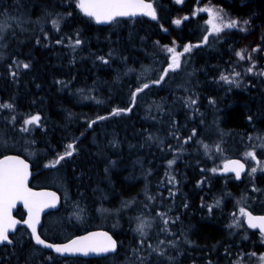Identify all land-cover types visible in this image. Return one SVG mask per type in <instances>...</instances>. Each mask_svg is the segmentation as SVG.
I'll return each mask as SVG.
<instances>
[{"label": "trees", "instance_id": "obj_1", "mask_svg": "<svg viewBox=\"0 0 264 264\" xmlns=\"http://www.w3.org/2000/svg\"><path fill=\"white\" fill-rule=\"evenodd\" d=\"M150 1L157 7L156 20L140 17L120 20L119 30L110 34L108 26H98L81 13L77 0H0V20L24 15L22 25L34 32V37L26 41L27 31L24 34L14 31V37L24 40L23 44L21 40H16L17 59L28 65L27 70L14 76L10 70H1L0 67V130L3 127L14 128L10 134H18L17 130L26 117L38 115L41 121L29 131L31 142L52 143L53 146H44L52 151L63 149L74 141L81 143L78 147L81 155L70 161L67 175L62 176L73 188L72 200L69 204H62L60 210L45 216V219L58 221V225L45 223L44 219L41 231L44 228L46 232L41 234L46 240L58 242L99 228L114 233L121 243L118 254L108 257L65 259L41 250L42 254L49 256L48 260H44L33 256L31 249L36 247L26 231L24 241L14 239L13 246L0 248V264H106L114 258L131 261L141 253L147 261L139 264H156L154 257L158 255V243L159 251H163L164 245L168 246L169 241L174 239L179 241V251L166 249L167 258L172 260L168 262L161 257L157 264H236L240 259L245 260L249 253L264 250V246H251L238 236L230 235L224 220L225 212L231 207L228 203L223 207V213L218 209L213 211L216 198L223 195L227 198L229 194H239L241 190L236 182L222 176L220 170L219 174L213 175L209 171L213 165L201 152L202 139L215 130L214 124L224 131L235 132H232L234 143L242 142L248 134L260 133L264 129V82L252 74L242 76L244 68H250L249 61L252 59L258 63L257 68L264 69V0H186L181 7L172 0ZM205 1L242 21L250 20L251 25L246 23L240 30L231 32L230 38L212 44L214 48L210 51L208 64L196 65L200 73L196 86L188 91V96L192 97L189 99L184 92L170 90L162 84L156 86L153 82L158 80V72L147 67L151 68L150 74L144 76L140 72L141 64L134 60L143 57V49L149 53L144 62L149 61L155 50L156 57L165 61L164 52H168V48L181 49L201 41L202 31L199 25L193 24V20L202 16L194 17L193 13L194 6ZM179 15L181 23L177 25L174 21ZM37 20L40 22L38 25ZM72 37L81 43L79 48L76 45L67 46L66 40ZM152 41H156L157 45ZM232 42L235 44L229 47ZM149 43L158 48L148 46ZM13 46L15 44L11 42L10 47ZM199 49L191 51L197 63L205 56L197 55ZM111 50H117L119 56H126L128 51L129 61L137 64L126 67L132 70L116 74V61L106 65L101 59ZM237 52L242 54L243 59L235 66L233 62L238 60L235 57ZM227 60L226 68H236L244 79L241 87L228 94L216 80L217 69L212 67H224ZM148 83L149 86L144 88ZM88 87L99 89L102 95L99 105L81 102L84 98L79 97L78 91L91 90ZM178 95L184 97L179 99ZM150 100L163 103V108H159L157 113L141 112L139 101L145 104ZM84 118L93 121L94 128L88 132L92 136L88 138L86 134L85 138L78 140V136H84L81 134L84 128L81 120ZM140 136L143 145L139 147ZM160 137L164 138L165 144L181 143L186 138L190 140L187 149L183 150L188 160L182 173L185 177L177 176L175 184L164 187L159 178L164 173L168 155L157 147ZM1 142L2 138L0 158L8 153L26 157L17 147L3 150ZM62 142L65 145L61 146ZM196 147L201 148L200 155L194 151ZM172 148L182 150L179 146ZM45 159V155L41 158L37 156L33 163L41 164ZM201 168L208 171L203 173L199 171ZM53 171L57 170L42 171L40 174L46 176ZM263 180L259 178L257 183L261 185ZM148 195L153 197L152 202L146 198ZM72 204L92 213L88 223L72 227L74 218L69 214ZM144 205L147 207L144 208ZM106 207H112L116 213L120 211L117 229L111 226ZM209 211L212 217L208 216ZM217 213L223 215L217 217ZM17 215H22L20 209ZM215 219L220 222H215ZM165 220L167 225L162 224ZM141 222H148L145 225L150 226L145 238L137 230ZM65 227L72 232L70 236L60 234ZM185 236L192 246L182 244L181 238ZM141 240L145 254L141 250Z\"/></svg>", "mask_w": 264, "mask_h": 264}, {"label": "rangeland", "instance_id": "obj_2", "mask_svg": "<svg viewBox=\"0 0 264 264\" xmlns=\"http://www.w3.org/2000/svg\"><path fill=\"white\" fill-rule=\"evenodd\" d=\"M172 1L175 5H177L178 7H181L186 0H180L179 3L177 2V0H172ZM201 8L209 9L212 12L213 18H212L211 24L212 25L215 24L216 27H220L221 31L216 32L213 30L212 34L209 36L207 40V43L203 46H200L197 48L190 46L189 52H185L183 55H180L181 58L179 59V67L175 68V70L169 69V64L171 63L173 53L170 54L168 52H164V54H166L165 61L164 60L162 61V58L160 59L156 57L157 55L155 54L156 50L154 51L153 56L149 59L148 62H144V59H146L145 56H147L149 53L143 49L141 50L143 53V57H138L137 59L134 60L138 63V65L141 64L140 72L142 75L144 76L149 75L150 74L149 70L151 68L155 69V71L158 72V75H159L158 80L153 82V83H156L155 84L156 86H160L162 84L165 87H168L170 90L181 91V92L186 93L187 97H189L188 91L190 89H193L196 86L197 75L200 73V72L198 73V69L196 68V65L197 64L198 65L208 64V59L210 57V51L214 48L212 44L216 42L219 43L218 40L223 42L226 40V38H230V33L236 30H240L244 26V24H246L245 21H247V24H248L247 26L251 25V22H249L250 20L242 21L238 18H235L229 13H227V11L223 9H219L217 6H214L209 1L201 2L199 6L194 9V13H193V15L195 14L196 16H199V15L202 16L200 19L193 20V24L199 25V28L202 31L201 41H198V43L203 42L204 36L209 30V22H208L207 15L199 13V9ZM23 16H17L15 19H10V18L7 19L5 17V19L0 20V67H2L1 70L3 68L5 70L6 69L10 70V72L14 76L19 75L21 72L27 70V67L26 68L24 67V65L26 64L20 63L19 60L17 59V49H18L17 41L21 40L20 42L23 44L24 40L27 41V40H30L32 37H34L33 30L28 31L26 30L27 28L22 25V23L25 20ZM186 17L190 18L188 16ZM180 19H181L180 15L175 17V20H180ZM231 21L237 22L235 27H227V28L223 27V24L230 23ZM119 22L120 20H117L108 26L110 28V34L119 30L120 28ZM36 23L37 25L40 24L38 20L36 21ZM16 30H19L23 34L25 33V31H27L26 33L28 36L24 35L26 36L25 37L26 39L22 40L20 37H14V31ZM73 40L74 38L69 39V41L67 39L66 40V42H68L67 46L76 45L79 48L81 43L78 41V39H75L74 41ZM11 42H13L15 46L10 47ZM151 43H154L157 45L156 41H152ZM234 44L235 43L232 42L229 47H233ZM148 46L154 49L158 48V46L154 47L150 45V43L148 44ZM185 47L186 46H184L181 49L177 48L175 50L176 53L184 52ZM87 49H90V48L88 47ZM193 49H199L197 51V55H200V54L205 55V56H202L203 59L202 60L200 59L199 63L196 62L197 61L196 57L192 55L193 53L191 51ZM126 50H128V47L126 48ZM255 50H258V48H256ZM12 54H15V55L12 56ZM10 55L12 57H10ZM130 55H132V53ZM128 56H129L128 51H127L126 56H121V55L119 56V54L117 55V50L114 52L111 50L106 54L105 56L106 58L102 57L101 59H103L104 64L106 65L113 63V61H116L115 62L117 63L116 68L118 70L117 71L118 73L116 74H119L123 70L125 71L126 69L132 70V68L130 67L126 68L127 66H134L132 64H135V65L137 64L136 62L131 63L129 61ZM254 56L256 57V53L254 54ZM123 57H126V58H123ZM235 57L238 58V60L236 62H233V64L237 66L240 63L241 58L238 57L236 54H235ZM249 59L251 60V57L248 58V61ZM227 63H228V60L224 62V65H223L224 67H220L219 65L212 66L214 69H217V72H215L217 74L216 80L220 81V84L225 89L226 94L231 92L233 89H237L238 87H241L244 81V79L240 76V71H238L236 68H233V70H231V67H229V69L226 68ZM249 63H250L249 69H251V71H249V69L247 68H244V72H242V76H245L246 74H252L253 76H256L258 79H260L262 82H264V69L257 68L259 67L258 63L253 59L252 61H249ZM147 67H151V68H147ZM165 70H167L166 74H165ZM222 75L228 77L229 80L232 82L228 83L222 80L221 79ZM162 76H163V79H161ZM66 85H70V84L67 83ZM148 86H149V83H148ZM87 89H91V90L79 89L78 91L79 97L84 98L83 99L84 103L93 102L94 104L99 105L100 103L99 100L102 98V95L99 93L100 92L99 89L94 90L91 87H88ZM182 97L184 96L183 95L177 96V98L179 99H181ZM191 98L192 97H189V99ZM139 106L141 107V112H146V113L156 112L157 113L159 108H163L164 104L161 102L153 103V100H150L148 101V103H145V104H142V102L139 101L138 107ZM35 116H38V115H35ZM31 117L32 116L26 117L23 120L22 124L19 126V129L17 130L19 131L18 134H15V135L10 134V133H13L12 131H14V128L10 130L7 127H3L1 129L2 131L0 130V138H2L3 140V142H1L2 143L1 147L3 150H7V151L14 150L15 149L14 147H17V150H20L21 153L24 154L29 160L33 161L35 160V158H37V156L41 158L44 155L43 154L44 152H43V148L39 147L36 143L31 142L29 140L31 137L29 135V131H32L34 129V126L37 125L41 121L39 119L37 124L25 125V121L30 119ZM81 121L83 122V126H84V128L81 129V134L85 136L87 132L86 127L93 125V122L85 118ZM214 121H216V119ZM214 126H216L214 127L215 130L212 131L211 134L206 135V138L204 137V139H202L203 151L201 150L200 147H196V150L194 149V151L198 154H199V150H201V152L202 153L204 152L205 155L208 157L207 158L208 163H211L213 165V168L209 169V171L213 175L218 174L219 170L223 168V166L225 165V162L232 157H240L249 166V169H248V172L246 173V176L243 182V185H245L244 187L246 186L248 187L246 188L243 187L242 189H240L241 192L238 194L240 196H238L237 194L233 195L234 194L233 193L231 195L229 194L228 195L229 197H227L226 199L216 198L213 202L216 205L213 208V211L214 209L218 208V210H220V212L223 213V207L228 204L229 206H231L232 204V206L230 207L231 209L229 208V211L227 210L225 212L227 219L230 217L229 220L226 221L227 225H225L230 235L236 236V237L238 236L240 240L249 242L251 246H264V238H258L253 235L251 236L246 231L245 226H244L245 215L241 213V209H243L245 213L247 211L251 212L252 210H255V209H261L264 212V184L259 185L257 183L259 178L261 179L264 178V142H263L264 133L262 132L261 134L260 133L259 134L254 133L252 135L250 134V137H247L246 142H243V143L235 142L234 143L233 142L234 136L232 134L233 131L221 130L220 128H217V124L216 125L214 124ZM25 127H27L28 129L27 131L23 130L25 129ZM189 141H190L189 138H186V139H183L181 143L173 142L171 144H165L163 137L158 138L157 147L159 148L160 151H163L165 155H168L165 166L163 167L164 173H161V177L159 178L160 183H162V187H164L165 185L175 184V177L177 176H180L181 178L185 177V174L183 175L182 173L184 169H186V164L188 163V160L186 159V153H183V150L187 149L186 146L190 143ZM138 144H139V147L143 145L141 136H140V142H138ZM175 146L182 147V150L172 148ZM250 152L254 154L255 159L246 155L247 153H250ZM49 157L50 155H47V160L43 162L44 163L43 165L54 164L55 162L54 157H53V160L51 159L52 157L51 158ZM256 159H260V160L256 161ZM178 166H180V169L178 168ZM253 168L256 169L255 172H252ZM213 169H215V171H213ZM199 171L206 173L208 170L201 168ZM158 175L159 174H157V176ZM42 183L46 187H50V188H53L59 191L62 195L63 204H69L70 200H72L73 193H71V191L73 190V188L71 184L69 183V181L63 180V177L60 175L59 171H56V172L53 171L51 174L44 176L42 178ZM77 190L78 188L76 187L75 191L77 192ZM230 196H233V197H230ZM146 198H149L150 202H152V199H153L152 196L148 195L146 196ZM145 207H147V205L146 206L144 205V208ZM230 210L234 212H231ZM69 211H70L69 212L70 216L74 218V222L71 223L72 227H79L81 225L83 226L84 223H88V220H90L93 217L92 213H90L89 211H86L85 209H82L81 207H78V206L76 207L75 204L71 205ZM113 211L114 209L112 207H108V209L106 210V214H107V218L110 221L111 226L114 227V229H117L118 223L120 222L118 218V214L120 211L116 210L118 211L117 213ZM157 212L160 215V212L159 211ZM221 213L220 214L217 213L216 215H218V217H221V215H223ZM208 216L212 217V212L209 211ZM46 222L56 224L58 221H54L53 218H46L45 223ZM143 223L147 224L148 222H143ZM162 224L167 225L168 223L165 224L164 222H162ZM56 225H58V223ZM149 228L150 226H145L144 228L145 234L143 235L144 238L147 236ZM41 232L42 234H44L46 232V229L43 228ZM60 234L70 236L72 232L67 227H65L61 229ZM26 235H27L26 230L21 229L18 231V233L15 235L14 238L24 241L25 240L24 236ZM181 242L184 246H187V247L192 246V243L189 241V238L187 239V236H185L184 239L181 238ZM178 243L179 241L176 239L169 241L168 246L164 245L163 251H159L160 245L158 243L157 245L158 255L154 257V262L160 263L161 257H164L163 259L166 258L168 262L171 261L172 258H167L168 254H166V249L171 248L170 251L172 252L179 251ZM140 245H142L141 250H143L145 254L146 249L145 247L143 248L142 240L140 241ZM36 248L31 249L33 256L41 257L44 260H48L49 256L42 254L43 252L40 249H36ZM26 251H27V248H26ZM262 257H264V250L261 253L251 252L248 254V256H246L245 260L240 259L236 264H264V259H262ZM131 259L133 260L128 261L130 259H127V260L119 261L118 258H114V260H110L106 264H139L140 262L145 263V261H147V258L142 253L138 255V258H131ZM191 264H195V263H191Z\"/></svg>", "mask_w": 264, "mask_h": 264}, {"label": "snow or ice", "instance_id": "obj_3", "mask_svg": "<svg viewBox=\"0 0 264 264\" xmlns=\"http://www.w3.org/2000/svg\"><path fill=\"white\" fill-rule=\"evenodd\" d=\"M179 3L180 0H177ZM77 7L83 12L84 15L94 19L96 23H110L115 20L117 17H127L135 16L138 14L151 16L153 20L156 19V13L151 4H146L143 0H78ZM210 16L213 15L209 10ZM211 22V21H210ZM56 23L55 21L53 22ZM175 24L179 25L180 20L174 21ZM236 21H231L230 23L223 24V27H235ZM247 23V21H245ZM213 30L216 32L221 31L220 27H216L215 24L212 25ZM207 39V37L205 38ZM79 43V42H77ZM190 51L189 47L184 48V52ZM168 52L173 53L171 63L169 64V69L175 70L179 67L180 53H176L175 49L168 48ZM236 55L243 59V56L240 52H237ZM28 67V65H24ZM251 71V69H249ZM167 70H165V74ZM163 79V76L161 77ZM221 79L225 82L231 83L226 76H221ZM158 83V81H157ZM148 85L145 84L144 88H147ZM138 91H143V89H138ZM133 99H135V93L133 94ZM195 103V101H192ZM3 107H11V105H3ZM39 116L31 117L25 121V125L37 124L39 121ZM103 119V117L101 118ZM27 131V127L23 129ZM207 147V146H205ZM69 151L64 155L60 156L52 166L58 164L60 160H63L65 156H71L73 145L69 144L67 146ZM249 157L255 159L253 153L246 154ZM171 163V162H170ZM244 165L239 161H231L230 164L225 165V171H234L236 177L239 179L240 172L243 170ZM215 171V169H213ZM256 169L253 168L252 172H255ZM27 181V165L24 164L22 160L16 159L14 157H8L3 161H0V243L9 242V232L14 229L18 221L12 219L10 211L11 208L15 205L17 200H23L25 207L29 209V220L25 221L27 226L32 231V236L38 245H43L48 248H53L54 251L60 254L65 253H81L83 255H88L91 252H110L114 251L116 248L115 242L110 236L106 233H93L90 236L82 237L78 240H73L69 244L63 246H54L52 244H45V242L37 234L36 224L39 223V211L42 210V207L37 201L33 198L38 194L30 192L26 187ZM54 196V194H48ZM43 206H54V205H43ZM35 209V211H34ZM243 215H248L243 209H241ZM255 220L256 222H252ZM250 227H259L261 232L264 233V217H251L249 216ZM165 224L168 223L167 220L164 221ZM145 224L142 222L138 226V231L141 235H144ZM103 237V242H98L95 238ZM163 243V242H162ZM264 259V257H262Z\"/></svg>", "mask_w": 264, "mask_h": 264}, {"label": "water", "instance_id": "obj_4", "mask_svg": "<svg viewBox=\"0 0 264 264\" xmlns=\"http://www.w3.org/2000/svg\"><path fill=\"white\" fill-rule=\"evenodd\" d=\"M143 2L146 3V4H151L152 5L153 9L155 10L156 19H157V11H156V7H155L154 3L152 1H149V0H143ZM81 13L83 14V12H81ZM84 16H86V15H84ZM86 17H88V16H86ZM139 17L153 20L151 18V16L142 15V14H139V12L135 16L117 17L115 20H113L110 23H99L98 24V23H96V21L94 19H92V18L91 19L94 21V23L96 25L105 27V26H108V25L112 24L113 22H115L117 20H132V19H136V18H139ZM88 18H90V17H88ZM210 26H211L210 27V30H209V32L206 35L207 39H204V41L202 43L193 44L192 47L197 48V47L203 46V45H205L207 43L208 37L212 33V31H213L212 25H210ZM187 47H190V45H188ZM184 53L185 52H182L180 54L183 55ZM8 157H14L16 159L22 160L24 162V164L27 165V181H26V187H27V189L30 192L38 194L33 199L39 203V205L42 207V210L39 211V223L36 224V230H37V234L45 242V244H52L54 246H63V245L69 244L73 240H78V239H80L82 237L90 236L93 233H106L115 242L116 248H115L114 251H110V252H91V253H89L86 256L83 255V254H81V253H78V252L77 253H74V254H72V253H65V254L62 255V254L57 253L56 251H54L53 248H48V247H45L43 245L36 244V242H35V240H34V238L32 236L31 229L25 223V221H28L29 220V209L27 207H25V204H24L23 200H17L16 203H15V205L11 208V211H10V214H11L12 219H14V220H16V221L19 222V223L16 224V226H15L14 229L10 230V232L8 234L9 235V240L11 241V243H9L7 241L2 242V243H0V247H2V246H13L14 245V241L12 239V236H14L20 228H24V229H26L29 232V234L31 236V241H32V243L37 248H39L41 250H45V251L51 252L54 255H56L58 257H61V258H76V257H78V258H82V259H93V258H100V257H105V256H108V255H112V254H115L118 251V243H117L116 239L111 235V233L109 231L104 230V229L88 230L86 232H83V233H81L79 235H76V236H74V237H72V238H70L68 240H65V241L53 242V241L46 240L41 235V231H40L41 230V227L43 226L44 217L48 213L56 212V211H58L61 208V206H62V197H61L60 193H58L57 191H55L53 189H49V188L33 189V188H31L30 187V183H31L32 173H33L31 163L28 162L24 157H22L21 155H18V154H7V155H4V156H2L0 158V161H3V160H5ZM231 161H239L241 164L244 165L243 170L240 172L239 179L236 177L238 180H241L243 178V176L246 174V171H247L246 164L243 162L242 159L232 158V159L228 160L225 163V165L226 164H230ZM225 165L221 169L220 173L222 175H234V176H236V173L234 171H225ZM55 166H47L45 168H53ZM48 194H54V196L48 195ZM45 204H47V205H54V206H43ZM19 209L23 213V216L22 217H19V216L16 215V213H17V211ZM34 211H35V209H34ZM246 213H248V215H245V219H244L246 227L250 231L262 233L259 227H255V228L250 227L249 216L256 218V217H264V215H256V214H253L251 212H246ZM252 222L255 223L256 221L253 220ZM262 234H264V233H262ZM95 239L98 242H101V243L103 242V237H96Z\"/></svg>", "mask_w": 264, "mask_h": 264}, {"label": "flooded vegetation", "instance_id": "obj_5", "mask_svg": "<svg viewBox=\"0 0 264 264\" xmlns=\"http://www.w3.org/2000/svg\"><path fill=\"white\" fill-rule=\"evenodd\" d=\"M199 6V3L198 4H196L195 6H194V9L196 8V7H198ZM207 10L208 9H205V8H201V14H204V15H207V18H208V22H210L212 19L209 17V13H207ZM185 18H187V17H185ZM94 127L91 125V126H87L86 127V129H87V132H86V134L88 135V138L89 137H91L92 135H91V133L89 134L88 132L90 131V130H92ZM82 137L83 136H78L77 138H78V140H80V139H82ZM84 138H85V136H84ZM37 145H41V146H43V148H44V155L45 156H47V155H50L51 157H52V159H53V157L55 158V156H56V159H55V161L60 157V156H62V155H64L67 151H69V149L67 148V146L69 145V144H71V145H73V150H72V155L71 156H65V158L63 159V161L62 160H60V162L55 166V167H53V168H45L46 166H52V164H48V165H43L44 163H39V162H37V165H35V162L33 163V161H31L30 160V162H31V164H32V170H33V174H32V179H31V183H30V187L31 188H33V189H41V188H48V187H46V186H44L43 185V183H42V178L44 177L43 175H41L40 173H42V171H49V170H57V171H59L60 172V175L61 176H63V177H65L66 175H67V173H68V168H70V161H74L75 159H78L79 158V156L81 155V149L80 148H78V147H80V145H81V143H79V141H74V142H71V143H69V144H66L65 145V142H62V143H60L61 144V146H63V145H65L66 147L65 148H63L62 150L61 149H57L56 151L57 152H59V154H57V152H55V151H52V149L50 150L49 148H47V147H44V146H53V144L52 143H36ZM68 149V150H67ZM54 154H55V156H54ZM58 155V158H57V155ZM60 155V156H59ZM47 159H45V161H46ZM260 159H256V161H259ZM40 164V166H38ZM42 165V166H41ZM36 166H38L37 167V169H36ZM42 168V169H41ZM45 168V169H44ZM54 168H56V169H54ZM246 168H247V172H248V169H249V166L246 164ZM44 169V170H43ZM39 171V172H38ZM38 172V173H37ZM246 172V173H247ZM38 175H40V176H38ZM42 176V177H41ZM223 176V175H222ZM245 176H246V174L243 176V178L241 179V180H238L235 176H227V178H229V180H233V181H237L236 183H237V185L239 186V187H241L242 185H243V182H244V178H245ZM224 177H226V176H224ZM240 184V185H239ZM262 184H264V182L262 183ZM245 185H243L240 189H242L243 187H244ZM233 194V193H232ZM247 212H250V211H247ZM251 213H253V214H256V215H264V212L261 210V209H255V210H252L251 211ZM245 219V218H244ZM244 226H245V229H246V231L252 236H256V237H258V238H264V234H262V233H259V232H253V231H250L247 227H246V225H245V221H244ZM85 232V231H84ZM110 232V231H109ZM83 233V232H82ZM111 233V232H110ZM79 234H81V233H79ZM79 234H77V235H79ZM111 235L116 239V241H118L117 243H118V248L120 249V247H119V244H120V246H121V243H120V240H118V238L115 236V234L114 233H111ZM108 257V256H107ZM103 258V257H102Z\"/></svg>", "mask_w": 264, "mask_h": 264}, {"label": "bare ground", "instance_id": "obj_6", "mask_svg": "<svg viewBox=\"0 0 264 264\" xmlns=\"http://www.w3.org/2000/svg\"><path fill=\"white\" fill-rule=\"evenodd\" d=\"M113 23H114V22H113ZM160 28H161V27H160ZM164 28H165V27H164ZM74 29H76V28H74ZM71 30H73V29H71ZM166 30H167V29H166ZM67 31H68V30H67ZM168 31H169V30H168ZM73 32H74V31H73ZM75 33H76V32H74V34H75ZM66 34H67V33H66ZM69 34H71V31H70ZM76 34H77V33H76ZM72 35H73V34H72ZM72 35H70V36H72ZM67 36H68V35H67ZM73 36H74V35H73ZM67 38H70V37H67ZM72 38H73V37H72ZM74 40H75V39H74ZM74 40H73V41H74ZM68 41H69V40H68ZM70 41H72V40H70ZM2 43H3V42H2ZM180 58H181V57H180ZM77 91H78V90H77ZM84 95H85V94H84ZM77 98H78V97H77ZM75 100H76V99H75ZM77 100H78V99H77ZM77 100H76V101H77ZM81 102H83V101H81ZM78 103H79V102H78ZM81 106H82V105H81ZM221 130H222V129H221ZM262 130H264V129H262ZM262 130H261V131H262ZM261 131H260V133L263 132V131H262V132H261ZM221 133H222V131H221ZM256 133H258V132H256ZM258 134H259V133H258ZM248 135H249V134H248ZM251 135H252V134H251ZM255 135H256V134H255ZM246 136H247V135H246ZM259 136H260V135H259ZM248 137H250V135H249ZM242 138H243V137H242ZM263 139H264V138H263ZM240 142H241V141H240ZM243 142H246V139H243L241 143H243ZM247 142H248V141H247ZM249 142H250V141H249ZM263 142H264V141H263ZM61 150H62V148H61ZM57 151H58V150H57ZM57 151H55V152H57ZM57 154H59V152H57ZM57 154H56V155H57ZM50 155H51V154H50ZM54 155H55V154H54ZM59 156H60V155H59ZM49 158H51V156H50ZM57 158H58V155H57ZM51 159H52V158H51ZM54 159H56V157H55ZM52 160H53V159H52ZM62 161H63V160H62ZM51 163H52V162H51ZM52 165H53V164H52ZM41 166H42V165H41ZM44 166H45V165H44ZM50 166H51V165H50ZM36 169H37V168H36ZM41 169H42V168H41ZM44 169H45V168H44ZM44 169H43V170H44ZM54 169H56V168H54ZM47 170H48V169H47ZM44 171H45V170H44ZM38 172H39V171H38ZM38 172H37V173H38ZM218 174H219V173H218ZM205 176H206V175H205ZM223 176H226V177H227V176H232V175H223ZM41 177H42V176H41ZM220 178H221V177H220ZM222 178H223V177H222ZM224 181H225V183H226V180H224ZM224 181H223V182H224ZM228 181H229V180H228ZM231 181H233V180H231ZM233 182H237V181H233ZM244 184H245V183H244ZM222 185H224V184H222ZM242 186H243V185H242ZM246 187H248V186H246ZM246 187H244V188H246ZM240 188H241V187H240ZM240 188H239V189H240ZM243 191H244V190H243ZM246 192H247V191H246ZM206 193H207V192H206ZM218 193H219V192H218ZM218 193H217V194H218ZM235 193H236V191H235ZM247 193H248V192H247ZM213 194H216V193H213ZM242 194H243V192H242ZM203 195H204V194H203ZM208 195H209V194H208ZM234 195H236V194H234ZM237 195H238V194H237ZM204 196H205V195H204ZM209 196H210V195H209ZM216 196H218V195H216ZM219 196H220V195H219ZM238 196H240V195H238ZM223 197L226 198L224 195H223ZM223 197H221V198H223ZM242 197H243V196H242ZM204 198H205V197H204ZM210 199H211V198H210ZM204 200H205V199H204ZM212 200H213V198H212ZM222 200H223V199H222ZM229 200H230V199H229ZM207 201H208V200H207ZM211 203H212V201H211ZM213 205H214V204H213ZM231 206H232V204H231ZM217 209H218V208H217ZM230 209H231V208H230ZM236 209H237V207H236ZM214 210H215V209H214ZM228 211H229V210H228ZM230 211H231V210H230ZM231 212H234V211H231ZM209 215H210V214H209ZM227 215H228V213H227ZM232 215H233V214H232ZM232 215H231V216H232ZM221 216H222V215H221ZM225 216H226V215H225ZM201 217H202V216H201ZM217 217H218V216H217ZM224 218H226V221H228L230 217H229L228 219H227V217H224ZM220 219H221V218H220ZM215 220H216V219H215ZM224 220H225V219H224ZM217 221H219V220H216L215 222H217ZM221 221H222V220H221ZM215 222H214V223H215ZM219 222H220V221H219ZM222 222L225 223L224 221H222ZM230 222H231V220H230ZM217 223H218V222H217ZM217 223H215V224H217ZM230 224H231V223H230ZM221 225H222V224H221ZM223 225H224V224H223ZM223 225H222V227H223ZM226 225H227V224H226ZM228 225H229V224H228ZM218 226H219V225H218ZM223 228H224V227H223ZM132 229H133V227H132ZM132 231H133V230H132ZM118 243H119V242H118ZM34 246H35V245H34ZM119 247H120V244H119ZM118 250H119V248H118ZM117 254H118V253H117ZM83 260H84V259H83ZM87 260H88V259H87Z\"/></svg>", "mask_w": 264, "mask_h": 264}]
</instances>
